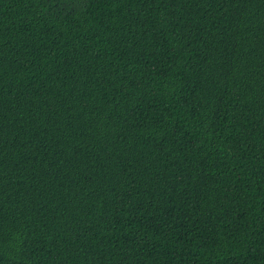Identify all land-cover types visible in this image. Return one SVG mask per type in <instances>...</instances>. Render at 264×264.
<instances>
[{"label": "trees", "instance_id": "trees-1", "mask_svg": "<svg viewBox=\"0 0 264 264\" xmlns=\"http://www.w3.org/2000/svg\"><path fill=\"white\" fill-rule=\"evenodd\" d=\"M0 264H264V0H0Z\"/></svg>", "mask_w": 264, "mask_h": 264}]
</instances>
